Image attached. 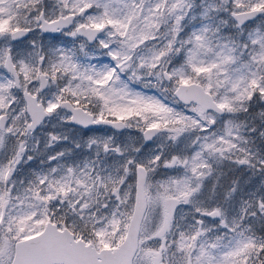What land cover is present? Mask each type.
Here are the masks:
<instances>
[{"label":"snow or ice","instance_id":"obj_1","mask_svg":"<svg viewBox=\"0 0 264 264\" xmlns=\"http://www.w3.org/2000/svg\"><path fill=\"white\" fill-rule=\"evenodd\" d=\"M0 264H264V0H0Z\"/></svg>","mask_w":264,"mask_h":264}]
</instances>
